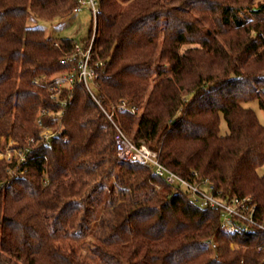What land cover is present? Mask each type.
<instances>
[{
    "label": "trees",
    "instance_id": "1",
    "mask_svg": "<svg viewBox=\"0 0 264 264\" xmlns=\"http://www.w3.org/2000/svg\"><path fill=\"white\" fill-rule=\"evenodd\" d=\"M80 1L0 0V136L31 153L16 176V160L0 159V264H264L263 229L230 234L221 208L117 158L114 125L183 178L208 179L226 201L250 199L263 223L264 125L245 106L258 100L264 111L262 0H94L96 22L80 44L94 40L93 90L114 123L82 83L63 82L52 97L49 87L77 64L78 42L28 25L30 15L69 18ZM122 102L140 112L120 110ZM105 164L120 202L106 203L102 217L92 205L79 235L62 233L71 213L58 211ZM101 193L116 188L94 199ZM56 215L63 224L52 227Z\"/></svg>",
    "mask_w": 264,
    "mask_h": 264
},
{
    "label": "built area",
    "instance_id": "2",
    "mask_svg": "<svg viewBox=\"0 0 264 264\" xmlns=\"http://www.w3.org/2000/svg\"><path fill=\"white\" fill-rule=\"evenodd\" d=\"M80 2L81 6L77 11H81L82 7L86 5V1L81 0ZM88 2L92 5L93 17L96 22V16L98 13L97 4L94 0H88ZM93 41L94 40L92 39L87 48H84L80 43H75L74 53L70 59L73 62H77V64L73 66L67 76L58 78L49 89L55 92L52 97H56L59 94L63 82H66L70 87H73L75 83L84 84L106 116L114 123L113 113L108 112L103 107L101 99L96 96L93 90L94 86L92 87L90 85L91 82L95 85L96 79L98 78L97 70L91 64L93 57ZM59 43L60 42L57 41L55 45L58 46ZM96 65H98V63H96ZM35 83L38 82L36 81ZM118 108L123 111L128 110L132 113H136V108L129 106L126 102H122L118 105ZM44 114L45 112H41L40 115ZM37 124L43 129L41 134L43 137L48 139L53 135V132L50 129L43 128V122L41 119H38ZM114 125L116 127L115 149L122 160L153 167L155 173L163 178L168 184L188 188L191 191L194 200L202 207L210 206L221 208L223 218L222 226L230 234L240 233L242 231L249 232L253 231L254 228L264 230V222L262 223L255 219L254 213L256 207L255 205L249 204L250 199H240L235 196L231 200L226 201L221 198V193H214L215 187L208 179H198L196 176L193 179L183 178L163 165L159 161L156 151L151 149L145 143L140 146L136 145L128 135L116 125V123H114ZM29 151V148H27L25 151H20V154L17 156H15L16 154L14 156L12 153L9 154L8 160H16L19 165L18 172H13V176L22 174L26 169L28 156L31 155Z\"/></svg>",
    "mask_w": 264,
    "mask_h": 264
},
{
    "label": "rangeland",
    "instance_id": "3",
    "mask_svg": "<svg viewBox=\"0 0 264 264\" xmlns=\"http://www.w3.org/2000/svg\"><path fill=\"white\" fill-rule=\"evenodd\" d=\"M262 2L264 3V0H262ZM28 25L43 28L46 35L50 38H71L74 39L75 42L81 43L82 40L87 37L89 30L93 25L92 5L86 1V5L82 7L81 11L75 12L69 18L57 19L54 21L40 20L30 15ZM90 85L92 87L94 86L92 82ZM245 106L253 109L256 112L261 124L264 125V111L260 108L258 100L247 102L245 103ZM138 112H140V110L138 111L136 109V113ZM220 129L222 135L229 133L228 125L223 118L221 120ZM27 148L29 147H19L12 139L9 140L5 136H0V159L9 161V154L12 153L13 156L15 154V156H17L20 154V151H25ZM117 158L120 157L117 155ZM113 169L114 168L112 166L105 164L96 168V174L91 178L90 176H86L83 177L82 182L76 183L72 197H70V199H68L64 203L63 207L58 211V214L62 217L65 216L66 212L68 213L70 211L71 213L68 219V224L66 228L62 230V233H65L64 230H66V232H68L71 236H77V234L79 235V229L83 220V212L92 205L98 204L97 206L100 211L99 217H102L106 212V203L112 204L120 202L121 195L118 194V191H120L121 188L117 185V181L113 175ZM258 173L260 175H264V165L258 169ZM101 188L109 190L116 188V194L112 197H107L105 193H101L94 199L95 195L99 192V190H101ZM154 188L155 190H158L160 189V186L155 185ZM59 215H56L53 218V223L51 222L52 227H55L56 224H63L62 220L58 219ZM98 221L99 219L97 222H93L91 224V232L89 233L86 245L82 248V250H86L87 246L93 241V232L96 230ZM232 247H238V245L233 244Z\"/></svg>",
    "mask_w": 264,
    "mask_h": 264
}]
</instances>
